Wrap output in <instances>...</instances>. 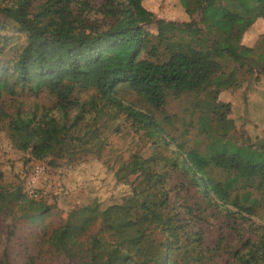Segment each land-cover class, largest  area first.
I'll return each mask as SVG.
<instances>
[{
	"label": "trees",
	"instance_id": "trees-1",
	"mask_svg": "<svg viewBox=\"0 0 264 264\" xmlns=\"http://www.w3.org/2000/svg\"><path fill=\"white\" fill-rule=\"evenodd\" d=\"M179 1L198 21L156 18L143 0H103L101 22L88 17V1L0 0V100L17 104L8 111L0 103L9 130L33 129L39 158L69 161L89 150L100 159L105 140L98 133L91 145L85 133L95 128L80 133L79 124L87 113H122L147 142L108 165L120 210L92 234L85 229L86 240L67 220L49 221L47 200L28 196L23 179L5 180L0 171L1 264H15V255L21 264L60 257L74 264H217L218 256L221 264H264V160L257 152L252 162L241 157L231 105L220 98L241 85L239 70L264 76V34L253 45L242 42L264 17L263 0ZM8 28L24 38L4 51ZM23 95L32 97L26 111ZM42 95L49 106L38 101ZM174 100L188 118L168 112ZM178 120L185 128L176 136ZM190 128L199 135L194 144ZM256 144L264 149V139ZM82 208L93 213L100 205ZM220 216L229 231L207 243V226Z\"/></svg>",
	"mask_w": 264,
	"mask_h": 264
},
{
	"label": "rangeland",
	"instance_id": "rangeland-1",
	"mask_svg": "<svg viewBox=\"0 0 264 264\" xmlns=\"http://www.w3.org/2000/svg\"><path fill=\"white\" fill-rule=\"evenodd\" d=\"M75 1L79 3L88 1L92 8L87 14L88 17L101 22L102 16L98 11V7L103 0ZM262 3L264 4V0ZM143 4L148 10L153 12L156 18H164L165 20H174L176 22L189 21L191 19L198 21L199 18L197 14L189 17L179 0H143ZM262 15L264 16V8ZM2 33H6L9 36V43L4 47V51L13 49L24 38L22 33L9 28L6 31H2ZM262 34H264V17H260L245 32L242 42L246 45H253ZM237 75L242 80L241 85L224 90L220 94V98L231 105L229 116L234 119L236 124L234 132L240 145L241 157L247 159L248 162H252L255 155H252V152H257V154H260V159L264 160V149L256 147L257 140L264 139V76L257 80L256 71L250 75L249 73H244L243 70H239ZM79 96L81 98L86 97L84 93H80ZM129 96L132 99L134 98L131 95ZM21 98V108L24 111L29 110L32 104V97L23 95ZM38 101L40 103L44 102L46 106L51 104V101L44 95ZM2 102H5L8 111L14 110L17 105L9 98H2L0 103ZM168 112L177 113L179 116L188 118V114L182 109V104L175 100L169 104ZM51 114L58 119L61 117L60 112L55 109L51 111ZM73 115L74 112H70L68 118ZM6 121L7 117L0 112V171L5 180H16L18 182L23 179L25 182L28 172L34 163L41 162L46 166V178L51 185L46 188V195L42 198L46 199L52 207L51 213L53 214L49 217V221L64 223L67 220L77 235L86 240L87 236L83 232L85 229H89L88 235H90L96 231L100 223H110L115 218L120 210L117 204L119 199L111 192L113 181L111 175L106 173V169L111 164L117 167L121 159L127 158V155L132 151L147 144L143 137V131L135 132L131 121L127 120L124 114L118 113L113 119L98 117L93 112L85 114L83 121L79 124L80 133L84 129L95 128V131L88 129L85 133V138L90 139L91 145L96 144L98 141L96 134L98 135L99 133V138H103L106 144L101 150L100 159L91 151L83 150L76 159L69 161L64 158H57L54 155L39 158L36 152V147L41 142L38 134L33 129L12 132L8 129ZM184 128L185 126L181 120H178L173 125V132L176 136H179ZM198 137L199 135H197L194 128L188 129L187 138L189 144H194L195 139ZM243 141L246 143H243ZM249 143H253V147L248 146L247 144ZM19 144H27V148L20 147ZM49 161H52L53 165H50ZM93 200L99 202V211L88 213L83 210L82 206ZM70 210H74L75 213L68 219L67 216ZM129 228L136 229L137 222L136 224L130 222ZM207 229V243H211L215 236L220 237L221 234L229 231L222 217L213 219L208 224ZM14 258L13 262L15 264H21L22 259L18 255H15ZM216 262L221 264L220 256L216 258ZM50 264L74 263L65 257H60L51 261Z\"/></svg>",
	"mask_w": 264,
	"mask_h": 264
},
{
	"label": "built area",
	"instance_id": "built-area-1",
	"mask_svg": "<svg viewBox=\"0 0 264 264\" xmlns=\"http://www.w3.org/2000/svg\"><path fill=\"white\" fill-rule=\"evenodd\" d=\"M47 168L41 163H34L27 175L26 181L24 182V192L33 198H42L44 197L46 188L51 184L46 178Z\"/></svg>",
	"mask_w": 264,
	"mask_h": 264
}]
</instances>
